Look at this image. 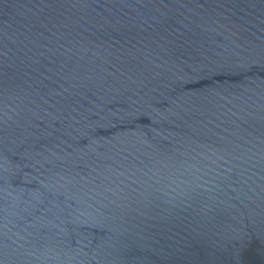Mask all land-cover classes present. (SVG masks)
I'll return each instance as SVG.
<instances>
[{
  "label": "water",
  "instance_id": "obj_1",
  "mask_svg": "<svg viewBox=\"0 0 264 264\" xmlns=\"http://www.w3.org/2000/svg\"><path fill=\"white\" fill-rule=\"evenodd\" d=\"M0 264H264V0H0Z\"/></svg>",
  "mask_w": 264,
  "mask_h": 264
}]
</instances>
